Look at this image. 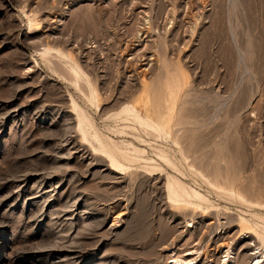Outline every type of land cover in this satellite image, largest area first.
<instances>
[{
  "label": "rangeland",
  "instance_id": "1",
  "mask_svg": "<svg viewBox=\"0 0 264 264\" xmlns=\"http://www.w3.org/2000/svg\"><path fill=\"white\" fill-rule=\"evenodd\" d=\"M263 235L264 0H0V264H245Z\"/></svg>",
  "mask_w": 264,
  "mask_h": 264
},
{
  "label": "bare ground",
  "instance_id": "2",
  "mask_svg": "<svg viewBox=\"0 0 264 264\" xmlns=\"http://www.w3.org/2000/svg\"><path fill=\"white\" fill-rule=\"evenodd\" d=\"M150 122H152V120ZM247 232H249V231H247ZM259 240L261 242V246L262 247L261 246H258V247L256 246L257 247V250L252 251V252L249 253V255L250 254L252 255L251 256V259L249 261H247L245 264H249V263H253V264H264V235L261 236L259 238ZM2 243L3 242H0V245ZM226 245H228V244H226ZM246 256L247 255H244L243 257H241V259L239 258L241 260V261H239V260H237L238 258L235 257V255H233V260L232 261H233L234 264H243V262L246 260V258H245ZM191 261H192V259H188V258H185V257H181L180 258L179 256L176 255V257L174 258L173 264H190ZM224 264H225V262H224Z\"/></svg>",
  "mask_w": 264,
  "mask_h": 264
}]
</instances>
